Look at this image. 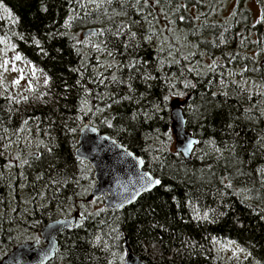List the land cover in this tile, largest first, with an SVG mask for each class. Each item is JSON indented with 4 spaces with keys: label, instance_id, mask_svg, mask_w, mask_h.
<instances>
[{
    "label": "trees",
    "instance_id": "obj_1",
    "mask_svg": "<svg viewBox=\"0 0 264 264\" xmlns=\"http://www.w3.org/2000/svg\"><path fill=\"white\" fill-rule=\"evenodd\" d=\"M139 3L103 0L88 12L80 0H0V37L10 35L15 50L45 77L21 100L3 95L0 87V152L5 134L25 122L29 137L37 139L9 173L0 155V244L11 250L19 241L11 228L37 232L85 201L95 179L75 149L80 126L90 121L141 156L160 185L120 210L87 214L81 226L58 236V251L47 264H114L109 244L121 250L125 239L149 264H264V215L238 189L256 186L255 197L264 203V97L236 81L239 73L229 74L219 34L225 25L217 23L212 35L205 30L210 23L192 24L205 32L203 49L215 51L208 65L201 51L153 44L145 34L156 28L155 18L146 19ZM106 9L112 19L102 15ZM181 16L174 14L179 23ZM84 27L98 28L108 55L87 49L72 31ZM245 28L264 37V23ZM176 50L175 59L167 60V52ZM101 60L112 67L98 76ZM179 90L188 92L183 115L197 138L189 160L168 149V103ZM94 109L99 117L93 118ZM154 135H162L165 145L155 158L149 149ZM227 241L244 257L223 259L218 247ZM122 258L116 264H124Z\"/></svg>",
    "mask_w": 264,
    "mask_h": 264
},
{
    "label": "rangeland",
    "instance_id": "obj_2",
    "mask_svg": "<svg viewBox=\"0 0 264 264\" xmlns=\"http://www.w3.org/2000/svg\"><path fill=\"white\" fill-rule=\"evenodd\" d=\"M80 1L87 7L85 9H87L88 12L94 10L99 3L103 2V0ZM143 4L147 5L151 11H148ZM139 5L144 7H142V10L146 13V19H149L150 16L151 18H155V24H157L156 28L145 34L153 44L157 45L162 50H165L167 47L177 48V46L183 45L191 53H199V51H201L202 57L208 65H211L214 62V60L211 59L212 57H210V54L215 53V51L212 47L211 51L208 52H206V49H203L205 48L203 42V34H205V32L201 30L196 31V29L192 27V24L210 23L212 29L210 30L208 27H205V30L208 33L212 32V35L216 30L217 23L225 25L219 30V34L221 44L225 45V56L221 57H225V64L228 61L229 74L233 75L235 72L239 73L240 76L237 77L236 81L246 86L251 92L255 93V95L264 97V37L261 38L257 30L254 31L251 28H245L246 26H254L260 22L264 23V0H159V3H157L156 0H140ZM178 5H183L184 12L179 9L180 7ZM103 13L104 14L102 15L108 14L107 17L109 19L113 18V15L109 14L110 10L108 11V9H106ZM176 13L180 16L182 15L184 19L188 20V22L182 21L184 19H180V23L177 22L174 18V14ZM188 14L190 16L193 15L194 19ZM115 15L114 19L119 16L117 14ZM95 28L98 29L97 27ZM85 29L87 28H73L72 31L76 33L79 40H84L87 49L98 51L99 53L103 52L108 55L109 52L106 51L101 44L102 36L95 33L84 37L82 31ZM10 37V35L0 37V87L3 95L21 100L28 95L34 94L35 91L41 87L45 77L44 73L38 66L21 57L20 53L15 50L13 41ZM178 52L179 50L173 51L172 53L167 52V60L175 59V55H178ZM17 57H19V59H17ZM98 57H100V54ZM195 65H198L197 61L195 62ZM110 67H112L111 63H106L104 60H101L98 62L97 67H95V71H98L97 75L100 76V72H106ZM195 69H198V67L196 66ZM175 78L180 81V77L177 76ZM187 97L188 92L185 90H179L177 95L172 94L168 103L169 111L171 100L177 98L180 101H185ZM181 107L183 111V105ZM88 110H86L85 113H87ZM97 113L98 112L94 109L93 118L99 115H97ZM27 123L28 122H25L23 128H18V130L13 131L12 133L9 131L7 135L5 134L6 146L4 145V150L2 149L0 155L5 159V164H3V166L5 165L7 173H9L8 169L11 170L15 165H18L16 164L17 162L24 161L30 154L33 146L37 145V139H31L29 137L28 133L32 132H28L25 129ZM21 133L26 134V136L19 137L18 135ZM27 136L29 137V141ZM171 137L172 142L169 144L168 149L169 151H175V138L173 134ZM150 140V155L155 158L158 153L164 151V137L162 135H154ZM38 144H40V139L38 140ZM23 148L29 150L26 151L23 150ZM90 172L93 173L92 167ZM13 175L14 174H12L11 177H13ZM260 181L264 183V170ZM12 183L13 180H11V184ZM23 187L24 186L21 185L22 189ZM254 187L245 188L239 186V193L246 201L260 208L264 215V203L255 197L256 188ZM27 200L29 199H26L25 201L23 200V203H26ZM12 202L15 201L13 200ZM103 208L105 207L104 198L102 196L91 201H86L85 197V201H79L71 206L70 214L66 216L73 214L87 215L92 212L97 213ZM0 212L2 215L1 209ZM8 221L9 220L5 221L7 227ZM8 230H10V228ZM10 231H12L17 239L19 238L18 244L25 241H41L38 230L37 232H33L32 228H27L24 225L16 226L15 231L11 228ZM4 243L0 244V259L10 251L5 250L7 246ZM109 247L112 250L113 263L116 264L117 258H122V256V261L124 263L126 253L125 248H121V250H123L121 252L120 248L116 245L113 246L109 244ZM218 250L220 251V256L226 260L244 257V251L231 241L220 243Z\"/></svg>",
    "mask_w": 264,
    "mask_h": 264
},
{
    "label": "water",
    "instance_id": "obj_3",
    "mask_svg": "<svg viewBox=\"0 0 264 264\" xmlns=\"http://www.w3.org/2000/svg\"><path fill=\"white\" fill-rule=\"evenodd\" d=\"M96 31V28L90 27L82 31V35L85 37ZM183 103L177 98L171 100L170 120L175 151L189 160L197 138L186 128L181 107ZM77 144L75 155L89 163L95 179L87 201L102 196L105 207L120 210L142 193L160 185L155 184L160 179L144 168L141 156L115 138L100 132L89 121L80 126ZM85 219V215L73 214L47 222L39 229L42 245L37 240L19 243L1 258L0 264H46L58 251V236L81 226ZM124 248L125 264H149L132 251L126 239Z\"/></svg>",
    "mask_w": 264,
    "mask_h": 264
},
{
    "label": "snow or ice",
    "instance_id": "obj_4",
    "mask_svg": "<svg viewBox=\"0 0 264 264\" xmlns=\"http://www.w3.org/2000/svg\"><path fill=\"white\" fill-rule=\"evenodd\" d=\"M156 2L159 3V0H156ZM17 59H19V57H17ZM159 183H160L159 180H156V181H155V184H159Z\"/></svg>",
    "mask_w": 264,
    "mask_h": 264
}]
</instances>
